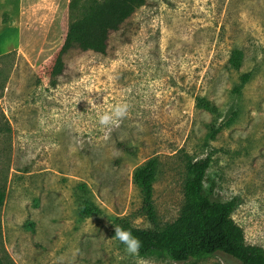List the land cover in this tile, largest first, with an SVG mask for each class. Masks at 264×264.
Listing matches in <instances>:
<instances>
[{
	"label": "rangeland",
	"instance_id": "1",
	"mask_svg": "<svg viewBox=\"0 0 264 264\" xmlns=\"http://www.w3.org/2000/svg\"><path fill=\"white\" fill-rule=\"evenodd\" d=\"M69 4L0 0V262L240 264L224 254L184 263L141 257L113 238L118 218L140 228L174 222L187 164L205 157L214 199L236 198L232 218L246 244L264 249V0H147L130 43L108 58L72 54L73 78L52 88ZM236 49L239 69L230 64ZM201 97L219 117L197 108ZM117 104L127 105L126 116L101 126L98 114ZM152 158L159 161L155 226L133 181ZM81 183L100 214L79 215Z\"/></svg>",
	"mask_w": 264,
	"mask_h": 264
},
{
	"label": "trees",
	"instance_id": "2",
	"mask_svg": "<svg viewBox=\"0 0 264 264\" xmlns=\"http://www.w3.org/2000/svg\"><path fill=\"white\" fill-rule=\"evenodd\" d=\"M146 3L147 0H70L68 32L50 86L56 88L73 78L67 74V60L72 54L91 53L108 58L115 52L117 44L130 43L138 31L135 15ZM242 61L243 52L234 50L230 64L239 69ZM251 78V74H244L237 92ZM197 108L216 118L221 114L219 108L204 97L197 99ZM211 131L214 136L217 129L213 126ZM118 147L125 153L135 154L134 149L126 142H119ZM211 162L209 157L188 162L185 203L174 222L158 229L136 227L125 217L116 219V225L131 231L141 241L137 252L139 256L168 258L184 263L224 254L240 264H264V249L247 245L243 229L232 218L238 207L237 199L215 200L213 196L216 184L213 182L209 187L206 186ZM158 170L159 161L152 158L137 167L133 174L134 184L142 195L143 212L148 223L153 226L157 222L153 196ZM77 189L79 215L86 218L100 214L102 211L94 203L87 185L81 183ZM4 202L5 194L0 192V208Z\"/></svg>",
	"mask_w": 264,
	"mask_h": 264
},
{
	"label": "clouds",
	"instance_id": "3",
	"mask_svg": "<svg viewBox=\"0 0 264 264\" xmlns=\"http://www.w3.org/2000/svg\"><path fill=\"white\" fill-rule=\"evenodd\" d=\"M127 114L126 104H117L112 107L111 111H105L102 114H98V123L101 126H110L119 122ZM114 239L120 241L124 246L125 250L130 254H136L141 247V241L135 237L131 231L122 229L120 226L115 225L114 228Z\"/></svg>",
	"mask_w": 264,
	"mask_h": 264
}]
</instances>
